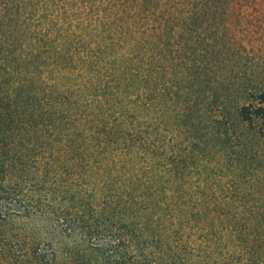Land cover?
Masks as SVG:
<instances>
[{"label":"trees","instance_id":"16d2710c","mask_svg":"<svg viewBox=\"0 0 264 264\" xmlns=\"http://www.w3.org/2000/svg\"><path fill=\"white\" fill-rule=\"evenodd\" d=\"M57 1L0 0V123L25 135L37 131L40 121H35L33 111L22 105L31 101L33 107L45 110L43 113L51 117L43 122L59 118L68 124L67 136L75 143L77 159H86L85 199L79 197L81 190L66 194L52 212L56 217L41 215L15 227L19 233H11L15 219L29 218V208L14 210L12 201H19L20 194L0 192V258L11 264L183 262L185 257L176 253L183 251L190 236L183 240L180 230L173 227L181 225L182 215L187 213L184 211L189 210L199 219L209 218L219 208L224 211L226 204H188L182 200L171 204L160 199L159 195L167 197L170 191L186 194L180 184L183 175L179 159L168 168L169 159L155 155L159 146L148 135L138 139L135 125L125 126L123 117L127 112L121 101L124 96L125 101L132 102L136 86L146 93L154 89L149 67L158 73L163 68L161 57L178 59L173 42L181 45L189 34L200 37L203 32L199 27L207 26L215 28L212 36L218 38L215 47L219 48L216 52L220 60L232 57L237 61L233 65L235 70L238 68V80L233 84L242 83L250 99L237 110L239 119L249 124L264 120V90L251 92L247 87L250 82L243 63L248 55L242 29L247 0ZM68 19L80 23L78 29L83 33L77 41L70 39ZM152 35L160 39L158 50L153 48ZM218 41L224 44L219 45ZM1 59L10 60L4 66ZM203 61L195 69V81L205 85L203 75L207 76L209 67L214 66L206 58ZM31 65L36 68L33 70ZM177 67L173 64V68ZM40 69L42 77L36 73ZM72 78L81 83L74 85ZM51 82L55 84L52 90L48 88ZM211 85L198 88L200 94L205 95ZM156 92L162 96L164 91L156 87ZM215 93L214 100H219ZM182 112L188 111L184 108ZM9 161L0 157V189L9 172ZM67 199L77 203L87 199L88 220L97 221L101 232L93 233V224L84 227L75 222L73 212L64 204ZM250 214L254 218L257 213L252 209ZM54 218L57 224L52 221ZM209 221L214 227V221ZM260 224L263 226L264 222ZM171 227L173 231L168 230ZM227 229L237 243V252L232 254H236L235 264H264V247L259 246V241L258 248L255 244L249 246V241L241 238V226ZM209 234L205 237L212 242ZM61 237L72 242H64ZM45 242L49 250L40 248ZM198 246L194 245L188 254L195 257L196 263L208 264L213 256L208 255L211 250L202 251Z\"/></svg>","mask_w":264,"mask_h":264},{"label":"rangeland","instance_id":"374dc122","mask_svg":"<svg viewBox=\"0 0 264 264\" xmlns=\"http://www.w3.org/2000/svg\"><path fill=\"white\" fill-rule=\"evenodd\" d=\"M59 1L61 0L57 2ZM247 3L246 20L243 21L242 29L245 32L244 41L248 55L243 59V63L248 72L246 78H249L250 82L247 87L251 92H258L264 90V0H247ZM79 24L71 19L66 21L71 40L77 41L78 37H81L83 32L78 29ZM214 29L200 26L199 30L205 33L204 36L189 34L181 41V45L173 42L174 52L179 58L174 60L170 55L161 57L160 62L164 69H159L158 73L153 71V66L149 67L154 76L155 83L152 85L155 88L146 93L147 91L136 86L133 89L135 96L130 98L132 102L129 99L125 101L124 96L121 101L122 104L125 102L122 106L127 112L123 117L125 126L135 125L138 139L148 135L159 146L154 150L155 155H166L169 159L168 168H171L169 166L176 158L179 159L183 175L180 184L186 189V194L175 195L170 191L167 197H164L165 194L159 195L160 199L164 198L165 202L171 204L181 200L188 204H226L224 211L219 208L216 212H211L209 218L199 219L189 210L184 211L187 213L182 215L181 225L176 224L173 229L180 230L183 240L190 236V241L184 245L183 251L176 253L185 257L183 262L177 264L196 263L195 257L188 254L192 252L194 245H199L197 248L202 251L211 250L208 255L213 256L208 264H235L236 254H232L237 252V243L227 229L232 226L242 227L241 238H246L249 246L255 244L257 248L264 247V224H260L264 222V120L257 119L253 124H249L239 119L237 110L243 103L250 102V99L242 83L240 86L233 84L238 72V68L235 70L233 64L237 61L230 55L228 57L231 59L228 60H220L218 57L216 51H219V48L215 47L218 38L212 36ZM152 36L150 40L154 43L153 48L158 50L160 39ZM218 43L221 45L223 41ZM180 47L182 50L179 52L177 48ZM204 58L210 66H214L213 69L209 67L207 76L203 75L207 82L205 85L195 81V73L198 74L195 69L200 66L198 63L201 60L204 62ZM7 60L1 59V63L5 66ZM173 64L179 67L173 68ZM75 65L80 66L78 62ZM30 67L33 70L36 68L35 65ZM42 70L36 72L39 77L43 76L40 73ZM78 80L72 78L71 81L75 85L81 83ZM209 80H212V85ZM50 84L52 85L48 88L54 89L55 84ZM207 85L213 87H209L205 95L200 94L198 88L206 89ZM156 87L163 88L162 96L156 92ZM213 92L216 96L219 94V100H214ZM171 94L175 96L174 99H171ZM44 96L42 95L43 98ZM27 102L22 105L33 111L35 121H40L37 131L25 135L0 123V157L10 160L9 172L0 192L6 190L20 194V200L12 201V206L11 203L9 206L18 211H23L27 206L30 213L28 219L13 221L15 223L10 229L11 233H19L15 227L24 225L27 220L33 221L41 215L56 217L52 216L53 210L59 207L58 204L69 193L72 195L81 190L79 197L85 199L83 189L87 179L86 159L84 156L80 160L76 157L77 153L73 150L75 143L67 136L68 124L64 121L62 123L59 118L43 122L42 119L51 117L43 113L45 110H37L35 106L34 109L31 101ZM143 104L150 106L144 107ZM184 108L188 112L183 113ZM86 200L79 204L77 200L67 199L64 204L73 212L75 222L84 227L86 224H93V233L101 232L102 228L96 227L99 225L97 221L88 220ZM49 202L53 208L48 205ZM252 209L257 213L254 218L250 214ZM209 219L214 221V227L208 222ZM52 221L58 223L55 218ZM207 228H210L211 235L206 231ZM168 230L173 231L172 227ZM208 234L213 239L212 242L205 237ZM163 239L166 238L163 236ZM62 240L72 242L66 237ZM258 241L262 245L258 246ZM219 242H222V245ZM45 243L39 245L40 248L49 250L50 247ZM0 264L11 263L0 258Z\"/></svg>","mask_w":264,"mask_h":264}]
</instances>
